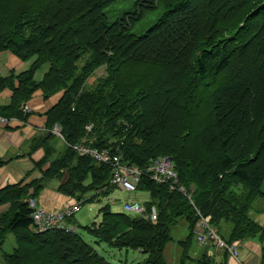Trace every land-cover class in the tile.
Returning a JSON list of instances; mask_svg holds the SVG:
<instances>
[{
    "label": "trees",
    "instance_id": "trees-1",
    "mask_svg": "<svg viewBox=\"0 0 264 264\" xmlns=\"http://www.w3.org/2000/svg\"><path fill=\"white\" fill-rule=\"evenodd\" d=\"M114 1L0 0V52L31 62L0 76V92L13 90L0 113L22 118L37 90L45 97L63 91L46 114V135L61 139L58 127L65 146L51 160L55 144L46 135L35 139L33 150L45 148L36 163L41 177L0 189V264H112L77 230L39 231L33 219L30 198L38 199L48 180L84 203L117 188L113 165L81 155V143L139 169L162 157L173 161L174 189L147 175L137 185L149 191L140 203L145 214L158 209L156 223L106 203L100 223L81 226L112 247H143L146 258L137 264H168L163 248L181 221L188 234L179 244L191 245L198 211L219 231L231 224L228 243L264 239V226L250 214L264 196V0H139L131 12L138 16L110 20L105 8ZM146 9L161 13L144 33L133 32ZM42 67L48 69L37 80ZM10 233L16 246L2 251Z\"/></svg>",
    "mask_w": 264,
    "mask_h": 264
},
{
    "label": "rangeland",
    "instance_id": "rangeland-1",
    "mask_svg": "<svg viewBox=\"0 0 264 264\" xmlns=\"http://www.w3.org/2000/svg\"><path fill=\"white\" fill-rule=\"evenodd\" d=\"M137 1L139 0H116L112 2L110 5H108L105 8V11L109 15L110 20H114L118 17L123 18V16L136 17L138 15H133L131 14V12H133L137 8L138 9L141 8L140 6L137 5ZM146 12L147 14L143 19L133 21V24L131 26V30L133 32L138 33V34L144 33L146 29L149 26H151L155 22V20L158 18V16L161 13V10L146 9ZM100 72L103 73V71L101 70ZM98 73H99V70L96 72V75H98ZM94 80H95V77L89 80V83H92ZM56 142H57L56 143V146H57L56 155H60L61 152L64 150L65 146L61 139H58ZM35 171L38 172V169H35ZM65 179L66 177H63L62 180H65ZM50 181L51 180H48L46 182V187H48V183ZM262 189L264 191V181H263ZM57 192L69 200L70 196L65 195L63 192H60L59 190H57ZM186 195L188 196V199L190 200L191 204L195 206V203L192 200L193 199L192 194L189 193L188 190H187ZM149 199H150L149 191L139 190V189L126 190V189L117 187L116 189H114V191L110 195L101 197L99 200H95V202L93 203L84 204V206H82L81 209L76 211L75 217H76L77 222H75L74 226L77 228V231L82 234L84 240L87 243L91 244L97 250L99 254L104 256L112 264H137L139 262H143L144 259L146 258V255L143 253L144 251L143 247L139 249H131V248L125 249V247L124 249H118V248L112 247L106 242H101L97 240L96 237L86 232L81 227V225L90 224L92 222L100 223L101 214L99 213L100 211L99 209L103 205H105L106 202L111 203L112 210L123 211L124 210L123 205L126 201H129V202L139 201L143 203ZM250 214L253 218H256L258 221H260L262 225L264 226V196H261L256 200L253 208L250 211ZM131 215L134 216L135 213L131 212ZM230 228H231V224L229 222L223 223V225L221 226L220 232L224 235V237H226L225 234L227 235V232L229 231ZM172 233H173V238H170L168 243L163 248L164 255H165L164 256L165 261L168 264H211V263L228 264V260L230 262L229 257L236 256L235 251L228 249V247L216 248L214 253L212 254H210L205 249H203L202 251H198V248L200 247V240L196 234L193 236V242L191 243V245H185V244L180 245L178 239H181L188 234L185 221H181L178 224V226L174 228ZM252 239H249V241L251 242V252L254 253V250H256L258 252L259 251L262 252V255H263L264 239L260 240L262 243L254 242V240ZM196 241H198L199 244ZM239 243L241 242H238V244ZM15 246H16L15 236L14 234L10 233L6 238V242L2 248V251L5 250L8 252H11L13 251ZM186 249H189L188 251L189 254L187 257L184 258L183 251ZM219 251L221 252L224 251L222 258L218 256ZM241 256L243 257V259L246 261L247 264H251L250 263L251 254L244 257V253L243 255L238 253V257H241ZM260 264H263V260H262V263L260 261Z\"/></svg>",
    "mask_w": 264,
    "mask_h": 264
},
{
    "label": "crops",
    "instance_id": "crops-1",
    "mask_svg": "<svg viewBox=\"0 0 264 264\" xmlns=\"http://www.w3.org/2000/svg\"><path fill=\"white\" fill-rule=\"evenodd\" d=\"M30 65L31 62L20 60L11 51L0 52V76H8L12 72L20 73L26 71ZM47 69L48 67H42L41 69L37 70L35 74L36 79L42 80ZM62 95L63 91L58 92L50 97H45L42 90H37L26 104L29 109H24V117L9 118L10 121L8 125L0 126V158L4 161L3 166L0 168V189L7 185L19 182L26 184L34 178L41 177L40 171L38 170L37 172L35 169L36 163L41 161L45 156V148L33 150V143L35 142V139H39L43 135L45 136L46 131L49 133V129L47 127L48 117L46 114L49 109H51L52 106L58 102ZM12 98V89L7 88L3 90L0 92V106L10 104ZM53 133L58 135V132L54 130ZM48 136V134L45 136L46 142L55 144L56 152L54 153L53 157H51V160H55V158L59 156L56 155V141L58 138L54 137V139H48ZM62 153L63 151L61 154ZM49 165L50 162L46 164L45 168H47ZM60 183L61 182L59 180H51L48 183V187L42 191V194L38 198V206L44 207L46 209H59L66 206L73 200L71 198L68 200L66 197H63L57 192ZM75 222H77L76 217ZM184 238L185 237L178 239V241L183 240ZM252 240H254V242L262 243L260 241L262 239L260 238H254ZM240 242V254L243 255L244 253V257L251 254L250 263L260 264L261 252L256 250H254V253L251 252L250 241ZM203 249L208 251L210 254L214 253L215 251L213 246H200L198 251H202ZM223 253L224 251H219L218 256L222 258ZM229 259L230 262L228 260V264H247L242 256L238 258L230 256Z\"/></svg>",
    "mask_w": 264,
    "mask_h": 264
},
{
    "label": "built area",
    "instance_id": "built-area-1",
    "mask_svg": "<svg viewBox=\"0 0 264 264\" xmlns=\"http://www.w3.org/2000/svg\"><path fill=\"white\" fill-rule=\"evenodd\" d=\"M28 109V107H26ZM8 119L0 115V125L7 124ZM76 150L81 155H91L98 161L111 163L114 167L115 174L113 183L126 190H135L136 185L140 182L143 173L161 183H176L177 174L174 170L173 162L169 157H162L153 161L147 166L146 170H139L133 166L121 164V158L118 156H111L108 151L99 153L97 150L90 149L85 143L77 144ZM174 188L173 186H171ZM30 205L35 208L36 201L34 198H30ZM125 210L134 213H145V208L139 202L126 203L124 205ZM37 209V208H36ZM79 206L77 204L65 207L62 210H52L41 208L37 209L33 215L34 221L39 225V231H45L49 229H64L67 227L66 218L71 216L74 211H77ZM159 212L154 207L150 213L152 221L156 222L159 218ZM67 216V217H66ZM199 226L201 231L199 232L200 241L203 244L214 243L218 247H223V241L212 230H209V225L204 217L199 219ZM202 229L204 231L202 232ZM236 253V250H234Z\"/></svg>",
    "mask_w": 264,
    "mask_h": 264
}]
</instances>
